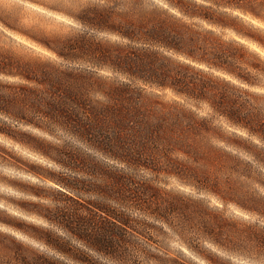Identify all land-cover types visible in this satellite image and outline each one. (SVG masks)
<instances>
[{
	"label": "trees",
	"instance_id": "16d2710c",
	"mask_svg": "<svg viewBox=\"0 0 264 264\" xmlns=\"http://www.w3.org/2000/svg\"><path fill=\"white\" fill-rule=\"evenodd\" d=\"M32 1L66 15L80 27L65 37L56 36L47 44L62 61L40 63L38 60L30 64L12 55L0 59V74L25 81L18 84L0 80V114L52 134L62 130L96 148L105 157L128 166L137 165L143 159L158 166L160 149L196 156L202 147L210 144L211 137L245 151L264 166V91L255 90L264 86V61L258 52L250 51L241 41L222 40L211 30L196 31L183 19L199 17L224 27L230 25L223 20L225 16L218 19L212 13L197 12L195 7L201 5L192 0H164L167 6L153 0ZM215 1L264 20V0ZM95 32L116 38L101 39ZM260 43L264 47V42ZM173 55H182L199 64ZM200 64L208 69L201 68ZM118 74L127 79L122 80ZM146 86L153 93L147 94ZM167 91L171 92V100L160 99L161 93ZM202 102L208 104L211 114L197 112ZM210 115L234 129L231 138L221 134L225 128L213 124ZM236 130L245 131L247 137ZM0 132L15 137L3 126ZM145 144L152 152L147 158L141 146ZM228 158V163L237 170L239 162L233 156ZM79 162L82 160H71L64 165L77 171L83 167ZM83 163L86 167L81 168V173L87 176L62 177L58 183L69 191H86V177L95 178L96 181L89 182L97 188L98 198L85 204L71 196L77 204L61 209L54 220L58 225L99 250H106L126 243L131 230L139 232L138 225L148 227L146 221H137L131 216V207L148 216L163 217L169 223L167 217L177 207L176 203L156 201L157 195L152 194L155 188L150 183L137 182L131 171L134 167L126 171L103 163L91 164L86 160ZM246 165L244 173L249 176L250 165ZM244 199L246 208L264 215L263 197L250 195ZM186 211L181 219L188 222L179 226L184 232L193 227L191 222L195 216ZM3 214L0 224L30 237H39L36 235L40 234L14 222L5 210ZM211 214L206 208L200 214L204 237L223 244L215 236L213 226L221 222L219 215ZM96 215L102 218L100 223L94 222ZM253 231L255 253L264 254V232ZM48 235L51 237L52 233ZM49 237L42 239L62 254L83 262L78 249L54 244ZM0 241V264H61L40 255L11 232L1 233Z\"/></svg>",
	"mask_w": 264,
	"mask_h": 264
},
{
	"label": "rangeland",
	"instance_id": "374dc122",
	"mask_svg": "<svg viewBox=\"0 0 264 264\" xmlns=\"http://www.w3.org/2000/svg\"><path fill=\"white\" fill-rule=\"evenodd\" d=\"M45 1L58 2V0ZM69 1L86 3L88 0H65L66 3ZM153 1L167 6L164 0ZM192 1L201 5L199 8L195 7L197 12L212 13L211 15L218 19L225 16L223 20L230 24L222 27L199 17H184L183 19L193 25L196 31L206 33L211 30L213 35L222 40H239L250 51L260 49V52H264V47L260 43L264 42V27H262L264 20L236 8L219 5L215 0ZM0 15L2 16L0 17V59L5 55H12L30 64L38 60L40 63L62 61L57 53L47 47V44L56 36L65 37L80 27L66 15L32 0H0ZM2 19L7 23H3ZM235 28L251 36L240 34ZM95 35L107 40L116 38L97 32ZM173 56L192 64H199L182 55ZM260 57L264 61V56L260 54ZM80 63L83 66L87 65ZM199 66L208 69L204 64ZM99 72L111 74L105 70ZM118 77L122 80L127 79L119 74ZM0 80L25 83L18 77H8L3 74H0ZM133 84L142 85L140 82ZM255 90L264 91V86ZM150 92L153 93L151 88L146 86V93L150 95ZM171 98V92L161 93L160 99L166 101ZM199 106L197 108L199 114L212 113L207 103L202 102ZM210 118L213 124L223 125L225 130L221 134L224 137H232L233 128L227 127L217 116L210 115ZM0 126L5 130H11L15 136L0 132V217L4 216L3 210H5L14 222L21 224L30 232L40 234L34 233L40 237L34 238L0 224V240L1 233L11 232L40 255L57 260L61 264H264V254L255 253L256 237L253 231L257 229L264 232V215L246 208L244 199L250 195L264 198V183H262L264 166L245 151L236 149L221 139L211 137L210 144L202 147L196 156L179 150L160 149L157 153L159 167L152 166L147 159L141 160L137 165L128 166L105 157L96 148L62 130H56L52 134L2 114H0ZM236 131L247 137L245 131ZM4 145L8 148L2 147ZM141 146L144 148V158H147L148 154L152 153L151 149L146 144ZM228 155L239 162L237 170L231 162L228 163ZM77 159L82 160L79 165L84 168L86 165L83 160L91 164L103 163L101 165L115 169L123 167L126 171L134 167L131 171L136 181L150 183L155 188L152 194L157 195L156 198L153 197L156 201L160 204L167 201L176 203L177 207L170 210L167 217L169 223L163 217L148 216L137 207H131L129 209L131 216L137 221H146L148 227L138 225L139 232L131 230L127 234L126 243L106 250H99L58 225L54 220L61 214V209L77 204L71 196L85 204L98 198L97 188L89 182L96 181L95 178L86 177L85 183L88 184L86 191L82 189L69 191L58 183L62 177L72 179L75 175H85L81 173L83 167L75 171L64 165ZM246 164L250 165V170L247 171L249 176L244 173ZM161 196L164 198L161 199ZM179 205H183L181 209ZM204 208L208 209L211 215L213 213L219 215L221 222L213 223V226L216 231L215 236H219L218 239L220 238L223 244L204 237L200 215ZM184 210H187L186 214H195L191 222L193 227L185 232L180 230L183 227H179L188 222L181 219ZM94 220L100 223L102 218L96 215ZM236 229L240 232L235 231ZM89 230L91 233L94 232V229L89 228ZM49 232L52 233L51 237L48 235ZM45 236L52 238L54 244L62 243L66 248L78 249L84 257L83 262L79 263L71 256L64 255L55 247L45 243L42 239Z\"/></svg>",
	"mask_w": 264,
	"mask_h": 264
},
{
	"label": "snow or ice",
	"instance_id": "6c2138e0",
	"mask_svg": "<svg viewBox=\"0 0 264 264\" xmlns=\"http://www.w3.org/2000/svg\"><path fill=\"white\" fill-rule=\"evenodd\" d=\"M69 23H70V22H69ZM262 27H264V25H262ZM256 51L260 52V49H256ZM260 54H261L262 56H264V52H260ZM262 183H264V181H262Z\"/></svg>",
	"mask_w": 264,
	"mask_h": 264
},
{
	"label": "clouds",
	"instance_id": "9594fccd",
	"mask_svg": "<svg viewBox=\"0 0 264 264\" xmlns=\"http://www.w3.org/2000/svg\"><path fill=\"white\" fill-rule=\"evenodd\" d=\"M2 147H4L5 149H7V148H8V146H7V145H4V146H2ZM9 154H11V153L9 152Z\"/></svg>",
	"mask_w": 264,
	"mask_h": 264
}]
</instances>
